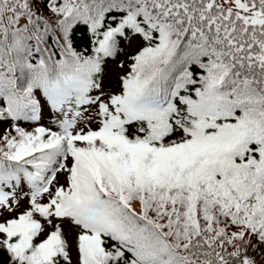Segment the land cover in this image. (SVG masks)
Masks as SVG:
<instances>
[{"label":"snow or ice","instance_id":"snow-or-ice-1","mask_svg":"<svg viewBox=\"0 0 264 264\" xmlns=\"http://www.w3.org/2000/svg\"><path fill=\"white\" fill-rule=\"evenodd\" d=\"M0 264H264V0H0Z\"/></svg>","mask_w":264,"mask_h":264}]
</instances>
